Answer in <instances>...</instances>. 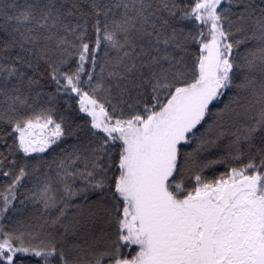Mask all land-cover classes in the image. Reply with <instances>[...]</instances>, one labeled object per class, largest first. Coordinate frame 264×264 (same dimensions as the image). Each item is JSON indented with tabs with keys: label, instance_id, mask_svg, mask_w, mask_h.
Listing matches in <instances>:
<instances>
[{
	"label": "snow or ice",
	"instance_id": "6c2138e0",
	"mask_svg": "<svg viewBox=\"0 0 264 264\" xmlns=\"http://www.w3.org/2000/svg\"><path fill=\"white\" fill-rule=\"evenodd\" d=\"M225 2L228 7L223 6ZM233 4L241 6L239 13L232 12ZM118 9L122 11L117 17ZM77 10L82 23H64L65 16L76 14ZM257 10L260 15L254 21L252 34L231 41L234 22L229 19L230 14L236 15L243 25ZM165 12L167 16L163 15ZM6 19L16 22L6 47L16 46L18 34L23 41L19 46L24 50L25 43L34 44L38 34L46 30L45 40L55 41L59 49L69 43V33H78L77 42L72 44L78 56L75 70L60 71L59 66L67 64L71 55L65 47L58 61L49 63L51 79L60 91L63 78L64 89L76 93L79 111L91 117V128L99 132V142L92 150L91 170L81 175L93 190L108 189L113 207L104 208V212L115 227L110 234L86 241L85 247L75 243L68 246L64 236L57 240L51 234L32 237L38 243H26L24 233L6 232L0 226V264H25L26 259L33 257L38 258L39 264H264V148L257 149L256 155L250 154L249 162L242 167H231L214 180L191 174L187 168L191 153L182 152L192 138L201 139L196 135L198 126L203 127L206 117L214 114L213 107L226 90L253 85L248 76L236 84V70L251 69L257 60L264 65V7L251 0H192L189 5L160 0L155 8L152 0H87V10L73 3L65 12L64 5H58L56 0H33ZM185 20L199 22V31L185 35L184 29L177 26ZM58 26L64 29L63 36L53 31ZM89 28L94 36L91 40ZM236 31L246 32L243 27ZM189 40L199 44L190 78L184 56L178 59L174 54L177 49L185 51ZM249 40H258L262 46L246 51L243 64H237L233 49ZM105 42V62L99 65L101 74L107 70L117 87L127 81L134 89L147 92L138 101L142 107L128 115L123 109L118 112L116 106L109 113L105 105L110 101L101 103L80 86L90 85L94 79L97 55ZM109 49L116 55L109 56ZM47 55V50L41 49L37 58ZM15 60L32 68L19 56ZM86 62L91 63L92 70L86 69ZM81 74L88 80H82ZM12 77L26 81L29 89L39 81L20 71L13 62L0 85V96L7 102V108L0 112V123L11 126V132L0 135V144L7 147L6 153L0 151V167L14 168L15 160L5 163L9 156L18 152L43 153L64 135V129L53 119L51 109L15 118L13 114L19 106L27 105V99L15 87L10 91L16 94H8V78ZM102 87L98 83L92 88L93 94ZM123 90H129L127 85ZM259 94L264 101V81ZM262 127L264 109L256 124L238 135L234 143L243 140L251 145L253 135ZM13 133L18 135L12 145H7L6 139ZM97 135L92 132L93 137ZM205 143L211 142L201 139V146ZM112 146L119 147L118 162L111 161L108 149ZM103 156L109 157L107 166L100 163ZM239 158L240 155L235 157L237 161ZM220 162L211 160L204 167ZM113 165L116 171L109 176ZM26 175L25 167H19L9 184L10 195L3 197L0 218L8 212L15 198L14 189ZM189 182H194L191 187ZM65 190L75 194L67 186ZM50 191L47 183L39 191L45 208L54 206L55 197ZM73 250L77 252L75 260L69 255Z\"/></svg>",
	"mask_w": 264,
	"mask_h": 264
},
{
	"label": "trees",
	"instance_id": "16d2710c",
	"mask_svg": "<svg viewBox=\"0 0 264 264\" xmlns=\"http://www.w3.org/2000/svg\"><path fill=\"white\" fill-rule=\"evenodd\" d=\"M33 0H0V9L3 10V15H0V85L4 84L7 77V69L16 63V67L20 71H26L27 76L34 77L39 84L28 88L26 81H18L15 77L8 78L6 91L9 95L16 93L10 91L13 87L19 89V93L23 98L27 99V105L19 106L17 113L13 114L15 118H27L34 114L40 113L42 110L51 109L53 119L57 123L62 124L64 135L53 145H51L43 153L24 154L22 152L15 153L8 157V161L15 160L16 166L0 167V173L11 172L10 176L0 174V207H3V197L9 196V184L13 177L18 174V169L21 166L25 167L27 175L16 185L14 189L15 198L12 199L8 212L3 218H0V226H3L4 231H16L24 233L25 242L33 244L38 243L37 239L32 237L43 238L51 234L57 240L61 236L67 241L68 246L73 243L84 245L86 241L91 242L93 239L99 238L101 235H107L114 231V224H109V216L104 212V208H112L113 201L108 193V189L93 190L88 186L87 180L81 175L85 171L91 170V161L93 159L92 150L99 142L100 136L98 130L91 128V117L87 113L79 111V97L76 93L70 90L66 91L63 85L66 83L63 78H60V91H57L56 83L51 79L50 62H57L66 47L68 53V63L60 65L61 72L73 71L76 68L78 56L76 49L72 44L77 42L76 35L69 33L67 35L68 44L57 49L55 41H47L44 38L46 30L38 34L39 38L34 44L25 43L24 50L20 48L22 38L16 35V46L6 47L10 40L9 33L16 26L15 21H8L7 16L18 14L20 10ZM57 4L64 5V10L72 8L73 3H78L80 8L87 10V0H56ZM184 5L191 4L192 0H178ZM253 4H261V0H251ZM153 7L160 3V0H152ZM14 5V6H13ZM224 7L229 5L225 2ZM77 13L71 16L66 15L64 23L75 25L82 23L80 15ZM122 9L116 10L117 17ZM241 6L232 5V12L239 13ZM251 14V19L247 20L243 25L237 20L236 15L229 16L234 24L230 31L233 35L231 41L240 40L245 35H251L255 19L260 15L259 10ZM167 16V13H163ZM91 23V21H89ZM199 22L193 20L181 21L177 26L184 29L185 35L188 32L196 34ZM243 27L245 31L237 32L236 29ZM226 30L228 25L225 24ZM25 27H21L24 31ZM206 31V29H204ZM58 35H64V29L57 27L53 29ZM88 36L94 39L91 28L88 30ZM105 45H102L97 55L98 64L94 69V79L89 84H81L80 86L88 91L90 95L104 103L106 100V108L109 113L112 112V106H116L119 112L123 109L124 114L128 115L133 109L142 107L143 97L147 95L145 89H134L127 81L120 82L117 87V81L108 76V71L103 74L100 71V64L105 62ZM262 45L258 40H249L241 44L239 48L233 49V57L237 64H243V56L249 49L258 50ZM45 49L48 55L42 59H38L40 50ZM172 51V48H169ZM179 59L184 56V64L189 78L194 70L195 59L199 55V44L189 40L186 45V50L177 49L174 53ZM114 50L109 49V56H115ZM19 56L22 61L30 62L32 68L28 69L26 63L16 61ZM86 69L92 70L90 62H86ZM236 84H240L245 76L252 79L253 85L248 88H236L226 90V94L213 107V115L206 117V122L203 127L198 126L199 131L197 137L205 143L201 146V139L192 138L189 143L185 144L182 152L191 153L187 160V168L191 174L199 173L207 180H214L222 173L227 172L231 167H242L249 162L250 154L256 155V150L264 148V127L259 128L252 137L251 145L241 140L239 144L234 143L238 135H242L243 131L256 124L259 119L260 112L264 109V101L260 98V85L264 81V65L257 60L256 65L249 69L242 67L236 70ZM81 79L86 81L88 77L81 74ZM98 83L103 87L97 89L93 94L92 88ZM125 85L128 91L123 89ZM138 92L141 95H138ZM131 106V108L129 107ZM7 108V102L4 96H0V112ZM63 118V119H61ZM51 127V126H50ZM98 133L97 137L92 136V132ZM6 132H11V126L0 123V135ZM13 133L6 139L7 145L13 144V139L17 136ZM251 148V153H250ZM237 149L240 152H237ZM0 151L7 152V147L0 144ZM111 153V161L118 162V146H112L108 149ZM242 153V154H241ZM99 155V154H97ZM240 155L239 161L235 159ZM211 160L221 161L211 167L204 165ZM104 166L109 164V157L103 156L100 161ZM258 163V161H257ZM62 165V167H61ZM87 165V168H86ZM115 167L109 169L108 175L115 173ZM75 175H71V174ZM49 184L51 191L50 195L55 197L54 206L50 205L45 208L43 200L39 199V191L45 184ZM194 182H189L191 187ZM66 186L70 189L66 191ZM36 195H33V194ZM63 212V214H61ZM94 214V215H93ZM65 228L68 229L65 234ZM32 235L29 236L28 234ZM2 239V237H0ZM125 251H129L126 249ZM70 259L75 260L77 252L73 250L70 254ZM79 255H83L80 253ZM25 264H39L38 258H28Z\"/></svg>",
	"mask_w": 264,
	"mask_h": 264
}]
</instances>
